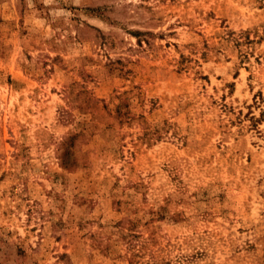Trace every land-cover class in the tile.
Returning <instances> with one entry per match:
<instances>
[{"label": "rangeland", "instance_id": "rangeland-1", "mask_svg": "<svg viewBox=\"0 0 264 264\" xmlns=\"http://www.w3.org/2000/svg\"><path fill=\"white\" fill-rule=\"evenodd\" d=\"M0 264H264V0H0Z\"/></svg>", "mask_w": 264, "mask_h": 264}]
</instances>
